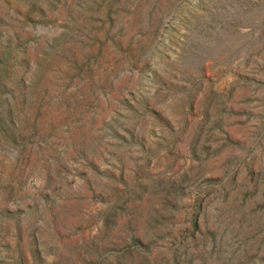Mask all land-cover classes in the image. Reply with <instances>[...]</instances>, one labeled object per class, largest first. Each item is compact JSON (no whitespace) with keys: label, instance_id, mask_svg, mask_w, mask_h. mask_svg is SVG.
<instances>
[{"label":"rangeland","instance_id":"1","mask_svg":"<svg viewBox=\"0 0 264 264\" xmlns=\"http://www.w3.org/2000/svg\"><path fill=\"white\" fill-rule=\"evenodd\" d=\"M0 264H264V0H0Z\"/></svg>","mask_w":264,"mask_h":264}]
</instances>
